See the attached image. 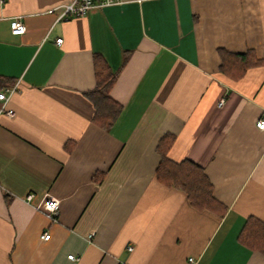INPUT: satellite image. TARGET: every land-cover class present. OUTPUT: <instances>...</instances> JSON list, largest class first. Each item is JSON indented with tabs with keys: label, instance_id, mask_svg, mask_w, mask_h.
I'll list each match as a JSON object with an SVG mask.
<instances>
[{
	"label": "crops",
	"instance_id": "obj_1",
	"mask_svg": "<svg viewBox=\"0 0 264 264\" xmlns=\"http://www.w3.org/2000/svg\"><path fill=\"white\" fill-rule=\"evenodd\" d=\"M72 1L0 0V92L17 87L12 117L0 102V264H264L238 241L264 222V0H122L60 19ZM221 50L259 63L234 80ZM94 55L117 74L109 130L87 96ZM165 134L223 215L157 180ZM47 197L56 221L37 209Z\"/></svg>",
	"mask_w": 264,
	"mask_h": 264
},
{
	"label": "trees",
	"instance_id": "obj_2",
	"mask_svg": "<svg viewBox=\"0 0 264 264\" xmlns=\"http://www.w3.org/2000/svg\"><path fill=\"white\" fill-rule=\"evenodd\" d=\"M220 56L221 72L234 80L241 79L249 68L259 63L251 52L233 54L221 50ZM94 68L96 88L87 94L95 108L93 123L109 130L123 110V107L110 97L117 74L110 69L101 55H94ZM175 142L174 135L165 134L158 144L157 151L162 159L156 171L157 180L165 187L183 191L195 209L223 215L225 207L214 197L213 185L204 168L188 159L176 162L169 157ZM238 241L251 251L264 255V222L249 218L238 236Z\"/></svg>",
	"mask_w": 264,
	"mask_h": 264
},
{
	"label": "built area",
	"instance_id": "obj_3",
	"mask_svg": "<svg viewBox=\"0 0 264 264\" xmlns=\"http://www.w3.org/2000/svg\"><path fill=\"white\" fill-rule=\"evenodd\" d=\"M122 0H73L71 3L62 7V13L60 19L68 20L70 17H83L85 16L90 10L96 7H107L112 5H119L122 4ZM11 33L14 36H22L26 33V27L20 19H16L12 22L11 25ZM58 45L63 43L62 39H58L56 42ZM17 87H9L4 88L0 92V102H2V111L5 112L8 116L12 117L14 114L12 111L6 112V105L10 99V97L16 92ZM225 104V99H222L219 103V107H223ZM257 128L259 130H264V119H260L257 122ZM33 196H28L26 198L27 202H31ZM38 210H42L45 214L56 221L58 219L60 213V202L53 198L47 197L41 205L37 207ZM50 235H44V240H49ZM71 261H79L80 259L74 255H70L68 257ZM193 259H190V262H193Z\"/></svg>",
	"mask_w": 264,
	"mask_h": 264
}]
</instances>
